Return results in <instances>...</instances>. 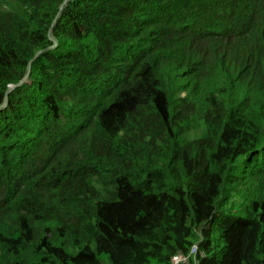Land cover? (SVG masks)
I'll return each instance as SVG.
<instances>
[{"label":"trees","instance_id":"16d2710c","mask_svg":"<svg viewBox=\"0 0 264 264\" xmlns=\"http://www.w3.org/2000/svg\"><path fill=\"white\" fill-rule=\"evenodd\" d=\"M0 264H264V0H0Z\"/></svg>","mask_w":264,"mask_h":264},{"label":"rangeland","instance_id":"374dc122","mask_svg":"<svg viewBox=\"0 0 264 264\" xmlns=\"http://www.w3.org/2000/svg\"><path fill=\"white\" fill-rule=\"evenodd\" d=\"M190 82H191V80H189V79H180V80H178V84L176 85V88H175V90H176V94H177V96H179L180 94L181 95H185L186 93H187V91H184V90H181V89H183V87L184 86H189V84H190ZM192 86L193 87H196V89H193V91L195 92V93H197V91H199V92H201V91H203V88H200L201 87V85L199 84V83H197V84H195L194 82L189 86L190 87V91H191V88H192ZM178 87L180 88L181 87V89H178ZM190 128H191V136H195V134H196V127H194L193 125L192 126H190ZM180 260H175V262L177 263V262H179Z\"/></svg>","mask_w":264,"mask_h":264},{"label":"built area","instance_id":"2783aa9c","mask_svg":"<svg viewBox=\"0 0 264 264\" xmlns=\"http://www.w3.org/2000/svg\"><path fill=\"white\" fill-rule=\"evenodd\" d=\"M183 258H178L177 260H182Z\"/></svg>","mask_w":264,"mask_h":264}]
</instances>
